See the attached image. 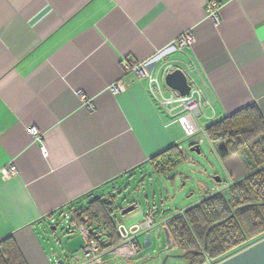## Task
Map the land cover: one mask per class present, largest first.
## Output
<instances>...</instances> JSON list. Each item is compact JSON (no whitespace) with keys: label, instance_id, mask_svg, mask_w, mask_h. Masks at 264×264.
Masks as SVG:
<instances>
[{"label":"crops","instance_id":"crops-1","mask_svg":"<svg viewBox=\"0 0 264 264\" xmlns=\"http://www.w3.org/2000/svg\"><path fill=\"white\" fill-rule=\"evenodd\" d=\"M209 1L0 0V241L12 237L27 264H59L46 223L184 149V126L125 59L153 73L193 60L217 118L251 103L264 114V0H215L218 23ZM185 32L192 45L158 56ZM9 164L17 174L5 179Z\"/></svg>","mask_w":264,"mask_h":264},{"label":"trees","instance_id":"trees-1","mask_svg":"<svg viewBox=\"0 0 264 264\" xmlns=\"http://www.w3.org/2000/svg\"><path fill=\"white\" fill-rule=\"evenodd\" d=\"M205 132L229 179L222 189L209 191L165 224L190 264L218 263L264 238V114L251 103L210 121ZM183 155L174 146L154 157L153 163L165 175ZM120 210L113 197L98 196L75 211L82 222L88 215L90 222L105 229L106 249L119 240L113 215ZM0 264H27L12 237L0 241Z\"/></svg>","mask_w":264,"mask_h":264},{"label":"rangeland","instance_id":"rangeland-1","mask_svg":"<svg viewBox=\"0 0 264 264\" xmlns=\"http://www.w3.org/2000/svg\"><path fill=\"white\" fill-rule=\"evenodd\" d=\"M184 131V149L181 147L183 160L172 171H168V175L157 171L156 165L150 166L143 174L125 179L120 186L117 185L115 192L113 188L105 191L108 195L114 194L121 208L133 202L137 204L134 210L125 215L116 211L113 218L117 223L130 228L141 223L148 212L155 217V226L136 237L140 250L135 251L129 242L119 239L97 259L88 260L82 251L83 233L76 225L60 217L57 223L48 222L45 225V232L57 251L58 259L65 264H189L188 257L179 245L173 241L169 247L163 221L201 200L213 190L215 184L224 185L229 176L225 163L215 154L206 132L191 135L185 127ZM192 144L199 145L200 152L193 151ZM170 175L178 178H171ZM215 176H219L222 181L217 182ZM90 225L96 226L93 222L87 223V226ZM148 233L152 243L145 247Z\"/></svg>","mask_w":264,"mask_h":264},{"label":"built area","instance_id":"built-area-1","mask_svg":"<svg viewBox=\"0 0 264 264\" xmlns=\"http://www.w3.org/2000/svg\"><path fill=\"white\" fill-rule=\"evenodd\" d=\"M218 9L219 4L217 1L211 0L208 2V16L215 23L219 21ZM193 42V35L185 32L178 38L176 43L161 51L158 56H164L171 51H184L185 47L192 45ZM123 66L126 73H133L138 78H148L149 91L152 99L170 116L177 117L189 134L192 135L199 129V126L193 120L195 116L201 117L209 122L217 119L214 98L193 60L187 63L167 61L156 73L148 72L146 63H140L131 58L125 59ZM176 69H180L187 78L188 84L190 85V92L188 94L181 93V91L171 87L167 82V75ZM121 89V82L111 86V91L114 94L119 93ZM80 95L84 99V95ZM88 105L91 109L93 108L90 103ZM29 131L32 135L38 136V129L36 127H30ZM42 151L45 156L48 155L45 147L42 148ZM16 174L17 168L14 164H9L2 169V175L5 179ZM79 214V212L71 210L65 213L63 218L81 230L85 239L82 248L83 254L86 259L92 261L97 259L105 251L104 244L107 243L106 231L102 227L97 228L94 225L87 226V223L90 222L89 216L84 215L82 222L79 219ZM167 220L168 218L164 219V225ZM53 222L55 223L56 220H53ZM155 224V217L151 212H148L141 223L135 224L130 228H127L123 223H116V231L119 239L129 242L135 251H139V244L136 237L154 227Z\"/></svg>","mask_w":264,"mask_h":264},{"label":"water","instance_id":"water-1","mask_svg":"<svg viewBox=\"0 0 264 264\" xmlns=\"http://www.w3.org/2000/svg\"><path fill=\"white\" fill-rule=\"evenodd\" d=\"M167 82L168 84L181 91L183 94H188L190 92V85L188 84L187 78L185 74L180 70L176 69L172 72H170L167 75ZM193 151H199L200 152V146L194 145L192 147ZM215 180L217 182H221V178L219 176L215 177ZM136 208L135 204H131L125 208L122 209V214L125 215L132 210ZM54 229L56 227H53ZM166 232V239L168 242L169 247L173 245L170 232L168 231V228H164ZM152 243L151 236L148 233L146 236L145 241V247L150 246ZM59 264H64L62 260L59 261ZM216 264H264V238L259 240L258 242L252 244L251 246L235 253L234 255H231L222 261L216 263Z\"/></svg>","mask_w":264,"mask_h":264}]
</instances>
